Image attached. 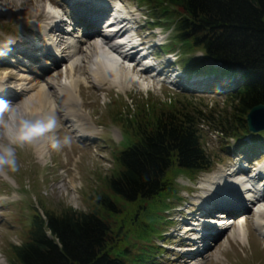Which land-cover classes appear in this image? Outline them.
Wrapping results in <instances>:
<instances>
[{
    "label": "rangeland",
    "instance_id": "1",
    "mask_svg": "<svg viewBox=\"0 0 264 264\" xmlns=\"http://www.w3.org/2000/svg\"><path fill=\"white\" fill-rule=\"evenodd\" d=\"M22 1L25 2V0H0V9H4L0 12V49L3 51L0 54V76L5 73L13 76L21 75L22 73L37 74L40 72L39 62H44L45 59L40 55L41 49L38 47L41 40L38 39L37 34L31 31L38 24H45V20L40 19L38 20L39 22H34V19L28 18L23 11L33 9L36 5L46 6L48 0H33L29 5L21 4ZM60 1L56 0L52 5L57 6ZM105 1L114 6L118 0ZM119 1L123 4L124 9L130 13L131 17L136 16L137 13L139 15L136 17L139 18L141 16L139 23L136 22L138 27L133 32L140 42L145 41L143 47L154 45V53L160 56V60L166 58L163 54L175 57L178 64L176 69L177 72L181 73V76L176 81L178 76L175 75L172 81L177 83L169 84L165 81H156L154 78H150L151 76L147 72L148 76H143L147 85L146 89H140L137 86L134 87V85L127 89H118L117 86L97 89L89 75L86 73L82 74L79 71L74 72L73 76L81 79L79 81V99L82 100V111L87 114L89 124L94 126H90L93 132L86 139L81 137V140L77 141L78 137H74L77 132H68V127L65 125V117L57 114L58 127L55 134L61 138L64 136L70 137L71 143L69 146L64 147L60 151H54L48 146L47 152L44 154L45 162H42L38 157L34 146L17 148L18 170L15 173L9 172L7 176H0V264H10L6 250L9 243L19 244L23 241L25 229L28 227L29 219L31 218L32 208L40 213H44L42 204L48 210L53 209L56 211L65 207H71L77 211L93 209L97 202L91 197L95 196L97 192L106 190L102 177L111 175L116 169L114 152L116 153L117 150L127 145V137L123 139L124 130L119 123L120 118L132 116L138 103L150 102V104H153L155 102L157 106H160L161 103L156 100L174 101L176 106L185 105L193 112H196L195 109H201L203 112L208 113V110L212 108L215 115L217 113L220 114L224 108L225 92L229 90L227 83L220 77L211 75H204L205 80L198 79L197 82L193 83L187 81L188 74L185 73L183 66L179 62L181 57H183L180 49L177 47L173 51H162L159 46H155V42L160 39L164 41L161 46L164 45L174 35V30L170 27L173 25V20H164V22L161 21L162 24L150 25L152 9L149 4L142 0ZM55 10H58V8ZM7 12L9 14H6ZM60 16L63 18L62 15ZM67 22L61 23L63 29H67L69 21ZM167 25L170 26L168 27ZM82 27L77 26L75 32L69 30V33H65L67 34L64 37L65 40L78 41L81 38ZM91 31L93 30L91 29ZM100 33L105 32L102 30ZM90 37H92V34ZM28 39L34 44H38V46L34 45L24 50L30 56H20V58L15 57L17 54L12 56L8 50L13 48H7L10 43L27 46L29 44ZM95 39L97 38L94 37L91 41L94 42ZM81 40L85 42L87 39L82 38ZM81 45L83 48L86 47V44L84 45L82 41ZM57 47L60 49L61 45ZM147 50L145 49V52ZM66 53L65 58L58 60L55 66H51L47 73L42 74L43 80L57 85L66 79L65 69L74 60L68 58V52ZM32 55H36L37 59L33 60L31 58ZM146 55H148L147 52ZM185 55H188V53ZM190 55L199 58L202 52L196 50L191 52ZM78 56L79 61L81 60L80 63L85 65L82 60L83 52L82 54L79 53ZM59 57L57 58L60 59ZM147 57V60H150L149 56ZM139 67V64H133L132 66L135 71ZM58 71L61 72L60 76L55 78V73ZM207 81L212 83L211 87L206 86ZM184 85L187 88H184ZM5 86L11 90L18 87L17 82L11 77L7 79ZM33 91L30 92L32 93ZM48 91L51 92L50 89ZM30 92L24 98L30 96ZM55 98L56 100L59 99V95L56 92ZM114 118H117L119 122ZM213 123L199 119L198 124L203 148L213 160V166L210 171L196 173L194 177H190L183 172L175 174L174 182L177 188L175 197L178 196V198L165 199V202H173V206L170 209H166V206H163L162 209L157 207L152 210L153 215L158 218L154 222L148 221L147 232L150 235L144 238H150V240L145 241L141 238H134L135 227L142 220L144 209H138L137 217L133 220L130 217L134 212L128 214L127 209L135 207L130 203L126 204L119 195L114 196L118 210L115 213L113 212L111 216L110 214L107 215V213L103 215L110 224L109 236L111 235L110 243L112 246L122 249L126 248L127 252L134 255L138 253L144 244L148 243L155 245V247H151L153 251L144 259L146 261L145 264H184L182 258H180L183 256L182 253L167 250L164 247L168 246L171 241L179 242L181 240L174 230L168 229V226H173V228L181 227L179 220L173 219V215L178 208H187L186 210H190V212L199 211L195 209V206L199 205L195 198L198 195H204L208 191L204 180L219 173H229L233 168L240 170L241 166L247 168L254 165V170L257 171L264 165V133L260 135L263 140H259L256 144H253L250 140L253 135H259L258 133L261 131L251 132L252 136L248 135L237 141L223 135L219 130L220 126ZM87 126L89 127V125ZM122 139L123 141L121 142ZM250 143L252 146H250ZM248 148H253L250 149L249 153L251 154L249 155H247ZM239 173L241 174L240 171ZM240 174L236 178L241 180V182L247 179L244 174ZM70 176L74 177V190L70 189L67 184ZM64 183L65 188L63 189L61 185ZM258 184L264 186V183L260 182ZM244 191L246 192V190ZM256 207L253 208L251 211L252 215L246 222L245 213L233 214L234 216L230 217V227L224 228V232L214 240H208L209 249L204 251L201 256L195 257L197 258L196 261L204 262L203 258H205V264H264V229L260 233V230L255 225ZM178 212L184 211L178 210ZM157 214H161V216H157ZM189 215L190 213L187 215L188 219L194 218ZM160 218L164 222L163 225H159ZM185 221L183 220V223ZM217 221H220V219L217 218L215 223ZM240 222L245 225V237L241 240L242 242L232 238V234L237 230ZM219 229L218 227L217 230ZM209 231H212V229H209ZM187 233L192 232L189 231ZM173 235L176 236V239L172 237ZM186 240L188 238L183 237L182 241ZM188 247H192V245L190 244Z\"/></svg>",
    "mask_w": 264,
    "mask_h": 264
},
{
    "label": "trees",
    "instance_id": "2",
    "mask_svg": "<svg viewBox=\"0 0 264 264\" xmlns=\"http://www.w3.org/2000/svg\"><path fill=\"white\" fill-rule=\"evenodd\" d=\"M142 1L152 9L150 25L173 20L167 26L174 35L159 48L173 51L178 47L183 55L179 62L188 77L237 76L226 84L229 88L237 81L225 92L223 110L217 115L212 108L208 113L193 112L174 101L156 100L160 106L138 103L132 116L120 118V122L114 118L123 127L127 145L114 152L116 169L102 177L106 190L91 197L97 204L89 211L71 207L48 210L43 204L44 213L32 208L23 241L9 243L6 250L10 264H145L155 245L146 243L131 255L126 248L110 243V224L103 215L118 210L114 196L135 207L127 209L128 214L134 212L133 220L137 210L144 209L134 238L148 241L150 238H144L150 235L148 221L158 218L152 210L173 206L165 199L177 195L175 174L194 177L213 166L201 142L199 119L216 123L223 135L237 141L252 136L246 115L254 105L264 104V0ZM196 50L202 52L199 58L190 55ZM210 85L208 81L206 86ZM261 133L264 131L250 141L263 140ZM162 221L160 218L159 225Z\"/></svg>",
    "mask_w": 264,
    "mask_h": 264
},
{
    "label": "bare ground",
    "instance_id": "3",
    "mask_svg": "<svg viewBox=\"0 0 264 264\" xmlns=\"http://www.w3.org/2000/svg\"><path fill=\"white\" fill-rule=\"evenodd\" d=\"M55 1L56 0H48L46 6L36 5L33 9L23 11L27 14L28 18L31 17L34 19V22H37L40 19L45 20V24L40 23L37 25L38 28L35 27L34 23L35 29L32 28L31 30L37 34L41 43H39L38 46V44H34V42H31L28 39L29 44L27 46H21L19 44L13 45V42H11L7 48L10 49L9 47H12L13 49L8 51L12 56L17 54L15 57L30 56L29 54H26L27 51L24 50L35 45L41 49L42 53L40 54L46 58V60L44 59V62H39L38 65L40 72L37 74L22 73L21 75L13 76L5 73L3 76H0V101H5L12 106L21 105V107L27 102L32 106L34 114H47L49 112H54L55 117L57 114H61L65 117V125L68 127L67 131L70 133L77 132L74 137H78V139H75L80 141L81 137L86 139V137L90 136L89 134L93 132L91 127L94 126L89 124L90 122L88 121L87 114L82 111V100L79 99V81L81 79L79 77H74V72L79 71L82 74L86 73L89 75V78L92 79V82L97 89L108 88L111 86H117L118 89H127L133 85L140 89H146L147 85L144 82L143 76H148V70L139 67L138 70L135 71L132 68V62H136L135 56L137 55V57H139L138 60L141 61L144 56L146 57V52L145 48H141L140 50L136 49L135 45L137 44V38L135 35H132L133 32L130 31L131 29L120 28L119 30H116L113 26L115 23L111 25L104 24V17L100 22V17L103 12L100 13V11H97L100 13V15L97 16L91 2L93 3V1H95L100 4L106 2L105 0H90L91 2L86 0L85 2L89 4L88 7L91 10L85 9L82 13L80 11H69L73 26L69 23L67 30L63 29L61 26V23H66L67 21L61 18L58 10H55L57 8L50 6ZM31 2H33V0H25V2L22 1L21 4L24 3L25 5H29ZM103 4L104 7H107V3ZM109 5L115 10V12H121L124 16L117 20V24L128 20L126 17L130 16L128 13H125L128 11L124 9L122 6L123 4L121 5V1L118 0L114 6L111 4ZM70 7L74 8L72 5H70ZM2 10L4 9H0V12ZM6 14H9V12ZM83 25L84 27H82ZM124 25L125 24H123V27ZM77 26L82 27L81 38L76 42L65 40L64 37L67 35L65 33H69L68 29L75 32ZM90 28L93 31H91ZM102 30L105 33H100ZM91 34L92 37H90ZM94 37L97 39L92 42L91 39ZM82 38H86L87 40L83 42V40H81ZM81 41L84 45L86 44L85 48L81 45ZM58 45H61L60 49H58ZM50 47H52L53 51L50 50ZM2 52L3 51L0 49V54ZM66 52H68V58L74 59L65 69L66 79L57 85L53 82L49 83L47 80H43L42 74L47 73L51 69V66L57 64L58 60L65 58V55L67 54ZM82 52V60L85 65H82L80 63L81 60L79 61V56L77 57V55L79 53L82 54ZM54 56H60V59ZM31 58L33 60L37 59L36 55H32ZM49 60L52 61L50 62ZM47 63L51 64L46 66ZM144 65L148 66L152 64L147 60ZM60 73V71L56 72L55 78H58ZM9 77L17 82V89L14 88L11 90L5 86ZM150 78L153 79V77ZM206 83H208V81ZM49 89L51 92L48 91ZM32 90L34 91L31 93L30 91ZM28 92L31 93L30 96L24 98ZM55 92L59 95V99L57 100L55 98ZM87 125H89V127ZM33 146L36 149L38 157L42 162H45L44 154L47 152L49 146L47 140H42ZM250 149L253 148H248L247 150L250 151ZM242 169H244V167L241 166L240 170L236 168L232 172L219 173L204 180V184L208 187V191L204 195H198L195 198L199 205L194 203V205H196L195 209L199 210L201 215H197L198 211H191L189 216L194 217L193 215H195V217L199 219L201 216L204 217L211 215L210 218L213 220L215 215L213 217L212 215L216 209H224L223 212H219L221 217L227 213L231 216L233 214L239 215L240 213H245L244 216L246 217V222L247 219H250L253 208L257 206L255 210V225L260 230V233H262L264 229V186L259 185V182H256L255 180H258L261 177V183L262 181L264 182V175L262 174L264 171V165L257 171L247 174V179L243 182L236 178L237 175L240 174L239 171H242ZM259 173L262 175H259ZM67 184L70 186V189L74 190L73 176H70ZM61 186H63L62 188L64 189L65 183ZM244 190H246V192ZM206 200L207 202H205ZM189 219L187 218V220ZM224 222L225 224L222 226L219 225ZM229 223L230 220L224 221L222 219L213 224V226L211 224H201V220L191 222V229L189 231L192 233H189L190 235L188 234L191 237L183 243H187L188 245L191 244L192 247H187L190 249L184 251L182 253L183 256L180 257L184 264H205V258H203L204 262H197V258L195 257L198 255L201 256L204 251H207L210 246L208 240H214L217 238L227 227H230ZM184 224L188 225V222L185 221ZM218 227H221V230L216 232ZM244 228L245 225L240 222L237 230L232 234V238L238 239L239 241L243 240L245 237ZM209 229H212V231L208 232ZM172 237L176 239L175 235Z\"/></svg>",
    "mask_w": 264,
    "mask_h": 264
},
{
    "label": "clouds",
    "instance_id": "4",
    "mask_svg": "<svg viewBox=\"0 0 264 264\" xmlns=\"http://www.w3.org/2000/svg\"><path fill=\"white\" fill-rule=\"evenodd\" d=\"M57 119L54 112L34 114L27 102L12 106L0 101V176L15 173L18 168L17 148L33 146L47 140L50 148L60 151L69 146L71 138L55 134Z\"/></svg>",
    "mask_w": 264,
    "mask_h": 264
},
{
    "label": "water",
    "instance_id": "5",
    "mask_svg": "<svg viewBox=\"0 0 264 264\" xmlns=\"http://www.w3.org/2000/svg\"><path fill=\"white\" fill-rule=\"evenodd\" d=\"M246 122L250 132L264 130V104L254 105L246 115Z\"/></svg>",
    "mask_w": 264,
    "mask_h": 264
},
{
    "label": "snow or ice",
    "instance_id": "6",
    "mask_svg": "<svg viewBox=\"0 0 264 264\" xmlns=\"http://www.w3.org/2000/svg\"><path fill=\"white\" fill-rule=\"evenodd\" d=\"M50 11H51V9H50Z\"/></svg>",
    "mask_w": 264,
    "mask_h": 264
}]
</instances>
